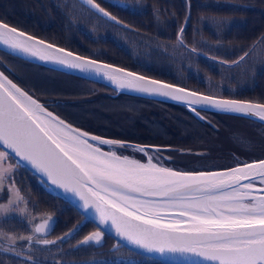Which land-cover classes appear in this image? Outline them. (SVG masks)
<instances>
[{
	"label": "snow or ice",
	"instance_id": "snow-or-ice-1",
	"mask_svg": "<svg viewBox=\"0 0 264 264\" xmlns=\"http://www.w3.org/2000/svg\"><path fill=\"white\" fill-rule=\"evenodd\" d=\"M86 3L116 19L94 0ZM189 19L186 17L185 23ZM183 32L182 27L178 36L182 46ZM0 45L42 61L103 75L121 89L168 97L189 106L252 115L264 121V103L216 98L149 80L76 56L3 22ZM246 56L247 52L234 63ZM191 110L200 116L195 107ZM101 146H107V150ZM0 149V187L14 171L9 163L14 155L57 188L78 197L84 211L94 210L98 230L86 236L83 244H101L103 228L110 226L116 236L148 252L192 254L209 264H264V159L221 171L175 170L159 162L165 159L161 155L164 149L159 146H151L150 150L149 146L101 138L71 126L3 72ZM121 149L140 153L146 162L124 155L118 151ZM16 194L22 199L18 190ZM50 220L47 217L34 232H46ZM7 239L32 241L34 237ZM37 243L56 241L42 239Z\"/></svg>",
	"mask_w": 264,
	"mask_h": 264
},
{
	"label": "trees",
	"instance_id": "trees-1",
	"mask_svg": "<svg viewBox=\"0 0 264 264\" xmlns=\"http://www.w3.org/2000/svg\"><path fill=\"white\" fill-rule=\"evenodd\" d=\"M96 1L123 22L125 28L99 18L75 0H1L0 20L76 54L115 64L133 73L196 92L212 93L209 94L211 96L264 103V0H117L121 6L109 4L110 0ZM186 17H190L187 23ZM182 27L183 46L178 40ZM101 36V41H98L96 38ZM96 44H100L102 51ZM192 48L196 51L193 52ZM245 52V59L234 63ZM128 56L136 58L139 63L134 65L132 61L133 65L129 66L124 61ZM139 56H142V61L137 58ZM145 57L150 58L153 65L157 61V71L145 67ZM55 76L48 79L59 83L71 79L63 74ZM76 82L79 87L68 91L50 81L38 84V88L45 94H50L48 90L52 88L59 96L71 97L73 92L83 87L84 80L76 79ZM253 82H256L254 87ZM74 100L77 103L76 98ZM147 105L150 112L155 111L149 113L151 119L148 120L154 132L144 142L136 140L135 144H173L174 138L161 132L174 122L186 133V129L192 127L197 130L207 127L194 119L182 105L163 104V110L161 104L152 101ZM99 111L93 117L104 121L102 110ZM121 112L118 110L117 116ZM161 112H166L164 119L153 117H159ZM213 116L219 122L222 120L216 114ZM117 119L115 124L121 125L123 119ZM134 127L138 128L136 124ZM149 140L161 142L146 143ZM188 143L190 140L182 137L178 144ZM114 264L162 263L140 258Z\"/></svg>",
	"mask_w": 264,
	"mask_h": 264
},
{
	"label": "flooded vegetation",
	"instance_id": "flooded-vegetation-1",
	"mask_svg": "<svg viewBox=\"0 0 264 264\" xmlns=\"http://www.w3.org/2000/svg\"><path fill=\"white\" fill-rule=\"evenodd\" d=\"M22 65L26 66L27 64L25 65V63H23ZM22 65L20 64V66L25 69ZM27 66L35 70L36 77L40 81H50L55 86L61 87L67 91L79 87L76 82V79H79L77 77L70 75L68 76L71 77L69 81L65 80L59 83L48 78L56 77L55 75H60L61 73L48 72L42 70L43 68L41 67H35L30 64ZM47 74L50 75L47 76ZM14 81L20 83L17 78H15ZM19 85L25 89L21 83ZM82 86L81 89L73 92L72 95V97L76 98L77 103L66 102L62 99H57L55 101L53 97L58 96L52 95L46 102L47 108L51 109L60 117H63V119H67L68 122L77 128L104 138L107 137L115 140L122 138V141L136 143V140L144 142V139H147L151 135V132H154L150 121H148L147 127L141 132L136 133L134 126H132L133 128L130 130H125L122 124H115L113 117L109 116V112L104 110L113 108L124 112L125 110L123 108H125V106L129 107V103L131 102L129 99L134 97L119 95L105 86H100L86 80H84ZM122 98H125V100ZM135 100L139 102V105L148 104V100L137 98ZM153 103L156 104L155 102ZM100 104H102L101 106L104 110H102V117L105 119L102 121L98 118L102 121V124L93 117L94 113L99 111ZM163 108L165 107L161 104V109L163 110ZM252 123L255 124L254 122ZM152 124L158 126L155 122H152ZM255 125L263 128V126L259 124ZM203 127L199 128V130L202 131ZM209 129L213 128L209 126ZM161 133L172 137L175 136L176 133H179V131L165 129ZM175 137L178 138V136ZM149 142L153 141L149 140L146 143ZM179 142L180 140H177V143ZM153 143L160 144V142L156 140ZM163 157L165 156L163 155ZM9 163L14 165V171L5 178L2 187H0V207H6L7 205L9 208L6 213L0 215V264H72L73 259L71 261L69 257H75L76 253L73 252V249L69 248V243L74 241L76 243V248L85 247L87 244L82 245L83 243L81 244V242L86 236L82 235L88 232V235L91 234L94 232L93 228L95 227L76 213V211L66 204L59 196L51 193L47 186L24 166L19 165L12 158ZM17 190L19 196L21 198L23 197L22 202L16 197ZM12 208L16 211L13 212ZM22 209L23 211H27V215L30 218L33 216V221H28L27 218L22 217V212H19ZM49 216L51 217L50 221H53L52 231L45 236L42 235V233H35L34 228L38 227ZM78 228L81 230L77 233L76 230ZM30 235L34 237L32 241H28L27 239H16L13 242L7 239L8 236L19 238L28 237ZM78 238L79 240L77 241ZM42 239L56 241V243L48 245L37 243V240ZM89 245L90 248L82 253L80 259L85 261H90L92 259L96 260V262L93 261V263L90 264H114V255L116 251H118L121 256H128V260L140 259L134 254H130L128 251L122 250L116 246L114 247L112 240H108L105 235L99 248L95 243H89L88 246ZM128 260L124 259L123 262Z\"/></svg>",
	"mask_w": 264,
	"mask_h": 264
},
{
	"label": "rangeland",
	"instance_id": "rangeland-1",
	"mask_svg": "<svg viewBox=\"0 0 264 264\" xmlns=\"http://www.w3.org/2000/svg\"><path fill=\"white\" fill-rule=\"evenodd\" d=\"M0 3H1V0H0ZM17 25L19 26V24ZM96 39L98 41H101L102 36L97 37ZM96 47H98V49L101 50L100 44H96ZM137 58L140 59L139 61H142V56H139ZM124 61L128 63L129 66L133 65L132 61L134 62V65L135 63H139L137 59L132 56L131 57L128 56L127 58L124 59ZM144 61H145L144 63L145 67H149L155 71L158 70L159 65H157V61L155 65H153V61L150 58L145 57ZM24 62L20 58L12 57L7 52L5 51L3 52L0 50V71L3 72L4 75H6L14 83H15L14 81L15 78H17L20 81V83L24 86V88L31 91L37 97L40 96V97L48 99L50 96L55 95V96H58V97H53L55 98V100L62 99L70 103L74 101L75 98L72 97L73 94L71 95V97H68V96L65 97L62 95L59 96V93H57L52 88H49L48 90L50 94H45L44 91H42V89L38 88V84L40 83L47 84L48 82L40 81L36 77L37 75L35 74V70H33V68L22 65ZM20 64L23 67H25V69L22 68ZM258 67L262 68L260 66ZM240 73L238 74V77ZM241 78L244 79V75H242ZM255 84L256 82H253V87L255 86ZM237 87L239 89V81L237 83ZM198 93L200 94L203 93L205 95L212 94V93L206 94L204 92H198ZM101 105L102 104L99 105V110H103V107ZM129 107L125 106V108H123L125 111L119 113L121 114L120 116H117L118 114L117 109L109 108V109H104V110L109 112V116L113 117L114 121L118 120L117 119L118 117L120 119H123L121 124L123 125L125 130L132 129L133 128L132 126L136 124V127H138L137 129L135 128L136 133L143 131L147 127L148 120L151 119V115H149V113H152V112L154 113L155 111L150 112L149 107L147 105H139V102H136V101H131L129 103ZM200 114L204 117V119H206L209 123H211V125L214 126V128L209 129L210 125L208 124L207 127H203L202 131L197 130L195 127H192V129L191 128L186 129L188 130V132L186 133L185 129H182L180 125L174 122L173 124H171L170 128L168 127V129L178 130L179 133H176L175 135V136H178V138L171 135L172 138H174V143L171 145L163 144V147H169L173 149L171 150L166 149L167 151H170V152H166V154H164L165 159L159 162H162L165 166H168V167L172 166L171 168L175 170L199 172V171H221V170H225L228 168L236 167L238 164L251 163L254 161H259V160L264 159V128H260L257 125L253 124L252 122L243 120L241 117H237V116L232 117L226 114H219L215 112L212 113L208 111H202L200 112ZM214 114L220 116L222 120L220 122L217 121L215 117L213 116ZM174 115L175 113H173V116ZM164 116H166V114L161 112L159 117L156 115H154L153 117L158 118V120H160V119H164ZM169 117L170 115L168 116V119ZM179 121H181V117H179ZM98 122L102 124V121L100 119H98ZM182 137H187L190 140V143H188V145H182V146L176 143L175 139L181 140ZM117 140L122 141V138L117 139ZM176 144H178L179 146H177ZM104 148L107 149V146ZM175 148H178V149H175ZM118 151H122L124 155H129L137 159H140L143 162H146V157H144L138 152L125 151L122 149ZM153 155L156 156L157 154L153 153ZM17 199L19 200V198ZM22 200H23V197L19 201L22 202ZM66 204H68V202ZM7 210H9V208L6 205V207H3V211H0V215L2 213H6ZM14 211L16 210L13 209V212ZM19 212H22V217L27 218L28 221H33L32 220L33 216L32 218H30L27 215V211H23L22 209ZM76 213L80 215L78 211H76ZM93 230L94 232L97 231L96 228H93ZM88 233L82 236H87ZM107 238L108 240L110 239L112 240L114 247L115 246L118 247L115 240H113L111 237L110 238L107 237ZM78 240L79 238L77 239V241ZM69 248L73 249V252L76 253L75 257H69V260L72 261L73 259L72 264H90V263H93V261L96 262V260H93V259L90 261H85L83 259H80L82 253L87 251V249L90 248V245L89 246L86 245L85 247L76 248V243L74 241H71L69 243ZM114 258L117 261H121V262L124 259L126 260L129 259L128 256L126 257L123 255L122 256L119 255L118 251L115 252Z\"/></svg>",
	"mask_w": 264,
	"mask_h": 264
},
{
	"label": "water",
	"instance_id": "water-1",
	"mask_svg": "<svg viewBox=\"0 0 264 264\" xmlns=\"http://www.w3.org/2000/svg\"><path fill=\"white\" fill-rule=\"evenodd\" d=\"M79 1L83 5H85L88 9L94 11L98 16H101L102 18H104L105 20H108L109 22H113V23L119 24V23H117V21H118L117 19L113 20V19H110L109 17L104 16L101 12H99L98 10L93 8L91 5L87 4L86 0H79ZM110 2L111 3H115L116 1L110 0ZM18 31H20V30H18ZM25 34L29 35L27 33H25ZM36 39H39V38H36ZM46 43H49V42H46ZM54 46H56V45H54ZM57 47H59V46H57ZM59 48H61V47H59ZM0 50L3 51V52L4 51L7 52L12 57H18L21 60H23L25 62L27 61V62L35 65V66L38 65V66L44 67L45 69H50V70H53V71L58 72V73L61 72V73L65 74V75H68V76L71 75V76L78 77L80 79L81 78L86 79V80H88L90 82H95V83H97L99 85H102V86L105 85V86L111 88L113 91L115 90L119 94H124V95L126 94V95H130V96H133V97H140V98H143V99H146V100L150 99V100H154V101H157V102L160 101V102H164V103H167V104L171 103V104H176V105H179V106L182 105V106L186 107L188 109L189 113L190 114L192 113L200 122H206L210 126H212L211 123H209L206 119H201L200 116H202V115L200 114V116H197L196 113L191 110V108L195 107L199 113L202 112V111H208V112H212V113L215 112V113H219V114H227V115H230V116H233V117L237 116V117H241L243 119H248V120H250L252 122H255V123L258 122V123H261L262 125H264V121H261L258 117H255V116H252V115H244V114H241V113L219 111V110H216V109H213V108H210V107L189 106L186 102L172 100L171 98H168V97H162V96H159V95H149L147 93L137 92V91H135L133 89H121L116 84H114L111 81H109L103 75H97L94 72H81L78 69L67 68V67H65L63 65H60V64H57V63H55L53 61H42V60H40L38 58L26 55L24 53H22V54H18L16 52L14 53V52L8 51L7 49L2 48V47H0ZM64 50H66V49H64ZM73 54L76 55V56H80V57L89 59V58L84 57L82 55H78V54H75V53H73ZM97 62L99 64L110 65L112 68H120L118 66L111 65V64L105 63L103 61L102 62L97 61ZM120 69H122V68H120ZM124 70H126V69H124ZM126 71L131 72L129 70H126ZM134 74L139 75V76H143V75L138 74V73H134ZM144 77L146 79H149V80H156V79L150 78L148 76H144ZM156 81H160L161 83L170 84V85H173L174 87H178V86H176L174 84H171L169 82L167 83V82L161 81L159 79H157ZM179 87H181V86H179ZM184 89H186V88H184ZM22 90H24V89H22ZM186 90H188V89H186ZM201 94H203V93H201ZM203 95H205V94H203ZM213 97H215V96H213ZM216 98H218V97H216ZM222 99H228V98H222ZM37 101L44 106V104L40 100H37ZM239 101H241V100H239ZM247 102H250V101H247ZM47 111H49V110L47 109ZM50 112H51V110H50ZM55 116H57V115H55ZM57 117L60 118L59 116H57ZM66 123H68V122H66ZM73 127H75V126L73 125ZM212 127L214 128V126H212ZM75 128H77V127H75ZM85 132H87V131H85ZM87 133H89V132H87ZM89 134L93 135L91 133H89ZM142 146H146V145H142ZM103 147H106V146H103ZM149 148L151 150V145H149ZM161 148L164 149L162 151V153H161V155L163 156V153L166 152L167 151L166 149H169V148H165V147H161ZM12 158L15 161H17L19 164L23 165L30 173L36 175L39 179H41L42 182H44L45 185H47L50 188L51 192H54L56 195H59L62 199L66 200L71 206H73L75 208V210L77 209L78 212L87 219V221H89L94 226H96L97 217H96V214H95L94 210L89 209L87 211H84L81 208L82 201H80L78 197L74 196L72 193H65V191L63 189L57 188L55 185L51 184V182L47 179L46 176H44L43 174H41L38 171H36L34 168H32L26 162L19 161V159L17 157H15L14 155H12ZM48 225L50 227L51 223L48 224ZM103 231H104V233H105V235L107 237H111L113 240H115V242H117L120 246L122 245L123 247H125L131 253H134V254H136V255H138L140 257H143V258L145 257L147 259H151V260H154V261L157 260L158 262H160L162 264H209V262H206L202 258L194 256L192 254H183V255H181L179 253H175V254L174 253L160 254V253H157V252H148V251H146L144 249H141V248H138V247H136L134 245H131L126 240H123L120 237L116 236L114 229H112L110 226L109 227H104ZM97 246H100V244L97 245Z\"/></svg>",
	"mask_w": 264,
	"mask_h": 264
},
{
	"label": "bare ground",
	"instance_id": "bare-ground-1",
	"mask_svg": "<svg viewBox=\"0 0 264 264\" xmlns=\"http://www.w3.org/2000/svg\"><path fill=\"white\" fill-rule=\"evenodd\" d=\"M0 47H2V48H5V49H7L8 51H12V52H16V53H18V54H22V53H20V52H17V51H13L12 49H10V48H8V47H6V46H4V45H0ZM67 51H69V50H67ZM74 53V52H73ZM76 54V53H75ZM78 55H80V54H78ZM89 59H91V58H89ZM99 62H101V61H99ZM121 68V67H120ZM122 69H126V68H122Z\"/></svg>",
	"mask_w": 264,
	"mask_h": 264
}]
</instances>
